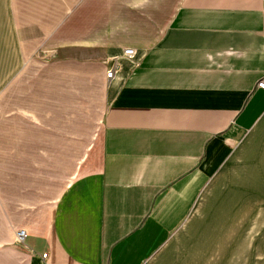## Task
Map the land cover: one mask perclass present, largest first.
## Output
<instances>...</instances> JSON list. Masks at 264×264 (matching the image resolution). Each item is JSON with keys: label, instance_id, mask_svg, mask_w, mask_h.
<instances>
[{"label": "crops", "instance_id": "obj_1", "mask_svg": "<svg viewBox=\"0 0 264 264\" xmlns=\"http://www.w3.org/2000/svg\"><path fill=\"white\" fill-rule=\"evenodd\" d=\"M263 78L264 0H0V264H264Z\"/></svg>", "mask_w": 264, "mask_h": 264}, {"label": "rangeland", "instance_id": "obj_2", "mask_svg": "<svg viewBox=\"0 0 264 264\" xmlns=\"http://www.w3.org/2000/svg\"><path fill=\"white\" fill-rule=\"evenodd\" d=\"M98 99V98H97ZM84 107L86 108L85 112V121L86 124L89 122V118L93 117V119L98 122L97 120V111L91 112L96 109L98 106L96 105L95 97L87 98L85 97ZM100 125L99 130L102 126V121L98 123ZM264 147V146H263ZM254 151H261L262 149H253ZM71 177H69L70 180ZM56 186V185H55ZM58 193L54 192L48 195L55 200ZM213 214H211L212 216ZM204 219L201 218L202 222ZM200 223V222H199ZM210 228H213L211 230ZM215 226H205L204 224H199L198 228L195 233H192L189 239L183 240L180 246H175L176 248L180 249H191L197 254L195 257L187 256L185 253L186 251H178L174 249L170 255H168L161 263L163 264H205V249H218L221 247L220 235L215 234L214 230ZM209 229V230H208ZM208 230V231H207ZM212 238V239H211ZM246 248H252L253 243L252 241H244Z\"/></svg>", "mask_w": 264, "mask_h": 264}, {"label": "built area", "instance_id": "obj_3", "mask_svg": "<svg viewBox=\"0 0 264 264\" xmlns=\"http://www.w3.org/2000/svg\"><path fill=\"white\" fill-rule=\"evenodd\" d=\"M135 55H136V52L132 48H127L123 52V58L133 59L135 57ZM119 64H120L119 63V57L113 58V59L110 60V62H109V69L107 71V76H106L108 79H112L113 76L116 74V71L119 68ZM257 88L264 90V78L258 82ZM17 237H18V241L20 243H24L25 238H26V232H25V230L18 231L17 232ZM25 251L27 252L28 249L25 248ZM46 257H47V255L44 254L43 255V258H46Z\"/></svg>", "mask_w": 264, "mask_h": 264}]
</instances>
